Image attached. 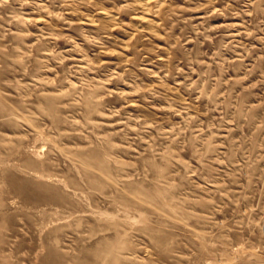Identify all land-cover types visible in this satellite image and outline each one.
I'll list each match as a JSON object with an SVG mask.
<instances>
[{
  "label": "rangeland",
  "instance_id": "rangeland-1",
  "mask_svg": "<svg viewBox=\"0 0 264 264\" xmlns=\"http://www.w3.org/2000/svg\"><path fill=\"white\" fill-rule=\"evenodd\" d=\"M0 264H264V0H0Z\"/></svg>",
  "mask_w": 264,
  "mask_h": 264
}]
</instances>
